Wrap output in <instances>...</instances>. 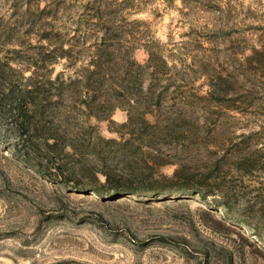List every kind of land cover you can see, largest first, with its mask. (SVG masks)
<instances>
[{"label":"rangeland","instance_id":"1","mask_svg":"<svg viewBox=\"0 0 264 264\" xmlns=\"http://www.w3.org/2000/svg\"><path fill=\"white\" fill-rule=\"evenodd\" d=\"M105 3L116 6L110 18L131 39L135 60L144 63L142 46L150 45L171 66L162 83L184 85L193 128L213 152L180 157L197 172L221 165L232 211L210 195H109L85 188L84 174L73 179L81 166L97 171L90 157L98 150L95 135L117 138L114 129L128 115L123 107L112 112L113 123L87 118L77 106L68 121L46 118L43 128L61 134L57 150L70 144L73 154L61 180L45 172L49 162L43 159L39 171L14 147L18 132L4 96L16 79L5 64L14 58L10 44L27 43L39 19L50 22L77 41L75 61L53 66L54 75L72 81L104 46H93L98 34L87 25L94 10L106 18ZM0 68V264H264V0H0ZM76 95H64L70 109L80 102ZM175 97L168 93L167 100ZM243 155L254 166L232 168Z\"/></svg>","mask_w":264,"mask_h":264},{"label":"trees","instance_id":"2","mask_svg":"<svg viewBox=\"0 0 264 264\" xmlns=\"http://www.w3.org/2000/svg\"><path fill=\"white\" fill-rule=\"evenodd\" d=\"M125 1L114 0V4ZM103 6L108 15L105 18L94 10L87 30L97 31L98 42L93 46L96 43L104 46L93 49L94 56L72 81H64L59 73L54 75L53 66L60 60L68 64L75 61L77 41L65 38L61 29L50 22L42 23L39 19L35 24L36 32L28 35L27 43L10 44L8 50L14 58L11 64H5L16 79H10L11 87L4 96L8 97L5 103L18 132L14 147L20 148L24 161L39 171H42L39 166L43 159L49 162L45 172L61 180V167L73 154L70 144L57 150L60 133L43 128L46 118L68 121L77 106V111L85 113L87 118L113 123L112 112L123 107L128 115L126 121L114 129L118 137L95 135L98 150L90 157L97 163V171L83 173L81 166L79 174L71 173L73 179L78 181L84 174L88 176L85 188L109 195L195 192L203 199L210 195L226 212L232 211L233 195L223 183L225 174H220L221 165L216 161L211 168L197 172L180 157L188 151L213 152L205 145L202 133L193 128L196 124H192V102L182 95L184 85L167 79L162 83V73H167L171 66L161 56L158 58L150 45L142 46L146 61L137 62L132 55L131 39L122 34L120 26L110 18L116 6L110 3ZM3 72L4 68H0L1 75ZM145 75L148 76L146 85ZM74 91L80 102L72 103L70 109L64 103V95L72 99ZM168 93L176 94L177 101L167 100ZM169 110L175 112L174 115L165 117ZM231 165L235 170L244 171L254 166V160L243 155ZM165 166H173L172 171L164 173ZM243 219L256 228L248 214Z\"/></svg>","mask_w":264,"mask_h":264}]
</instances>
